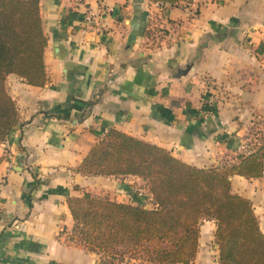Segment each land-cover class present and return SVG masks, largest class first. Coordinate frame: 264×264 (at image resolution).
I'll return each mask as SVG.
<instances>
[{"label":"crops","instance_id":"1","mask_svg":"<svg viewBox=\"0 0 264 264\" xmlns=\"http://www.w3.org/2000/svg\"><path fill=\"white\" fill-rule=\"evenodd\" d=\"M157 4L40 1L48 82L6 81L20 123L0 145V264H97L68 238V198L107 178L79 168L110 129L211 168L237 155L239 136L264 119V0ZM231 183L264 233V177ZM215 232L214 222L201 226L199 250Z\"/></svg>","mask_w":264,"mask_h":264},{"label":"trees","instance_id":"2","mask_svg":"<svg viewBox=\"0 0 264 264\" xmlns=\"http://www.w3.org/2000/svg\"><path fill=\"white\" fill-rule=\"evenodd\" d=\"M40 1L0 0V145L20 123L7 78L15 74L37 87L48 82V38ZM154 1L174 6L180 0ZM79 172L141 178L154 201L149 208L142 202L120 203L90 192L68 198L74 221L68 238L100 256L99 264H125L126 258L143 264H191L206 221L217 226L219 264H264V233L253 204L233 193L231 183L233 176H264V146L240 155L227 168H199L157 145L110 129L90 150Z\"/></svg>","mask_w":264,"mask_h":264},{"label":"rangeland","instance_id":"3","mask_svg":"<svg viewBox=\"0 0 264 264\" xmlns=\"http://www.w3.org/2000/svg\"><path fill=\"white\" fill-rule=\"evenodd\" d=\"M264 57H262V60ZM264 61V60H263ZM209 112H211L212 108H209ZM216 109L212 110L215 111ZM245 124H239L240 127L244 128ZM246 126V125H245ZM241 147L238 150L237 155H229L225 156L221 159V162L218 166H214L211 168H227L230 165H234L238 162V158L240 155H248L251 152L255 151L257 148L264 146V119L261 120L256 118L254 122L248 124L246 133L240 137L239 136ZM264 177V176H263ZM126 178V177H125ZM124 177L122 178H105V179H96L93 184H91L88 189L90 192L98 197L109 198L113 201H117L120 203L133 204L132 202H137L136 198H141L142 202H144L147 207L153 208L154 201L151 198L149 193L147 183L146 187L139 185V183L135 182L134 179H129L126 181ZM85 190V188H84ZM141 196V197H140ZM135 204V203H134ZM208 222V221H206ZM214 222V221H211ZM215 223V222H214ZM217 230V226H216ZM216 233V232H215ZM215 237V235H214ZM77 247H81V244L78 241L73 242ZM204 247L200 248L199 256L191 264H196V260L200 262V264H204L206 262H210L211 264H215L216 259L219 258V246L216 244V239L209 244L207 241L202 243ZM95 255V259H97V264L100 263V256ZM125 264H143L141 261L131 260L126 258Z\"/></svg>","mask_w":264,"mask_h":264},{"label":"built area","instance_id":"4","mask_svg":"<svg viewBox=\"0 0 264 264\" xmlns=\"http://www.w3.org/2000/svg\"><path fill=\"white\" fill-rule=\"evenodd\" d=\"M157 5L160 6V7L164 6V4H162V3H158ZM2 210H3V202H2V199H1V196H0V227H1Z\"/></svg>","mask_w":264,"mask_h":264}]
</instances>
